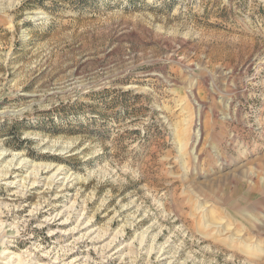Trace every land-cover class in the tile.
<instances>
[{
	"label": "rangeland",
	"instance_id": "1",
	"mask_svg": "<svg viewBox=\"0 0 264 264\" xmlns=\"http://www.w3.org/2000/svg\"><path fill=\"white\" fill-rule=\"evenodd\" d=\"M10 256L264 264V0H0Z\"/></svg>",
	"mask_w": 264,
	"mask_h": 264
},
{
	"label": "bare ground",
	"instance_id": "2",
	"mask_svg": "<svg viewBox=\"0 0 264 264\" xmlns=\"http://www.w3.org/2000/svg\"><path fill=\"white\" fill-rule=\"evenodd\" d=\"M11 167V166H10ZM15 167V166H14ZM11 167L12 169H15V170H17V172H21V169H23V167H25V163L24 164H18V166L17 167ZM7 173H8V171H7ZM10 173V172H9ZM4 175V174H3ZM59 175V174H58ZM58 175H56V176H58ZM18 175H15V177H17ZM53 182H54V180L52 181V183L51 184H53ZM35 183H37L36 185H38L39 184V181H33L32 182V184L31 185H34ZM18 184V183H17ZM47 187V186H46ZM67 211V210H66ZM80 223V222H79ZM62 224V223H61ZM49 224H47L46 226H48ZM82 225V228L81 229H83V230H86V229H88V227H89V223L87 222V223H83V221L79 224V226L78 227H80ZM75 230H76V228H75ZM54 232L52 231L51 232V235H54L53 234ZM91 232L90 231H87L86 233H84L82 236H80L79 238H77V240L79 241V240H82L83 238H90V236H91ZM91 239V241L94 243L95 241V238H90ZM96 240H99V239H96ZM97 242V241H96ZM110 248V245L109 246H106L105 247V249H104V251L105 250H107V249H109ZM70 250V249H69ZM103 250V249H102ZM8 253V252H7ZM6 259V261H4V263L3 264H15V263H18L19 264V259H16V258H14L13 256H10V257H5L4 258V260ZM55 259H57V257L55 258ZM52 264H55V262L54 263H52ZM68 264H72V261L70 262V263H68Z\"/></svg>",
	"mask_w": 264,
	"mask_h": 264
}]
</instances>
